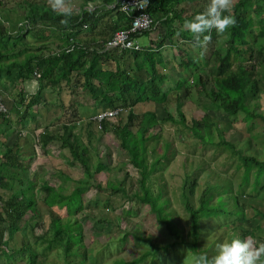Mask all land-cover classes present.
<instances>
[{"label": "trees", "instance_id": "16d2710c", "mask_svg": "<svg viewBox=\"0 0 264 264\" xmlns=\"http://www.w3.org/2000/svg\"><path fill=\"white\" fill-rule=\"evenodd\" d=\"M81 1L80 9L68 18L67 23H63L64 17L51 8L50 1L23 0L20 6L26 9L24 15L29 24L18 26L15 32L5 24L8 11L0 9V98L12 97L15 105L10 111L18 118L13 120L0 113V264H48L47 252L53 246L60 249L58 256L62 258L61 264H95L99 258L91 256V249L85 244L83 222L74 217L77 211L86 208L84 193L91 188L98 192L108 191L111 195L121 192L130 201V207L124 209L122 215L128 221L137 216L138 208L148 205L160 228H163V236L166 233L173 238L163 244L156 243L152 235L142 230V222H137L136 229L126 230L117 218L111 220L116 229L123 230L118 250L128 242L143 249L139 255L135 251L119 255L110 264H170L168 261L171 259L164 263L160 260L161 252L170 256L181 245H186L180 251L182 261L189 257L194 262L200 252L211 256L210 249L214 255L216 245L224 240L226 231L218 236L217 226L212 220L218 222V228L235 219L244 220L245 206L241 195L245 193V186L253 174V190H256L264 176V159L260 157V152L252 150L258 143L264 146V108L259 102L264 91V0H234L231 14L236 23L223 34L212 30L208 42H217L221 36L225 39L224 45L217 44L208 58H204L201 46L195 44L193 34L184 27V21L203 11L208 0H149L145 12L152 16L153 24L145 31L133 32L140 49H104V43L119 29L130 27L138 14L124 9L127 0ZM188 6H192V12ZM43 24L47 27L44 28ZM144 34H150L149 44L143 45L139 41ZM53 37H56L55 41ZM35 39L40 40L39 44L33 41ZM187 42L198 48L201 60ZM173 48H177L183 56L179 61L183 70L174 73L172 85L166 88L169 73L163 70L170 64L166 52ZM194 55L197 59L192 58ZM235 62L236 68H233ZM36 72L41 76H37ZM178 73L181 75L177 76ZM34 80H38L36 91L25 93L24 85ZM72 85V96L80 90L94 99L90 109L94 112L85 127L94 125L97 130L103 131L100 136L113 134L120 149L126 150L128 161L140 175L135 192L130 193L126 189L125 181L111 177L116 168H110L111 153H107L104 160L102 151L92 142L97 130H88L90 143L85 145L80 133L75 131L80 119L63 121L58 130L49 131V127L61 121L67 112L72 117L80 116L79 105L71 102L69 107L72 109L68 111L64 101L63 90ZM186 98L202 109L201 119L188 118L184 109ZM171 99L175 100L177 116L167 112L160 117L156 110L147 107L138 111L141 104H167ZM22 106H25L23 111ZM41 106L47 111L46 122L37 132L41 152L49 154L48 145L60 139L62 147L71 151L74 159L71 163L79 161L86 175V178L74 182L70 192H67V182L71 176L63 170L59 174L65 184L60 185L58 190L46 176L35 175L37 169L33 161L36 153L29 159L23 157L21 133L9 142L10 135L14 134H11L14 124L25 128L32 121H38L40 125L38 107ZM120 107L125 111L114 118L105 117L100 123L93 119L98 113ZM212 111L224 112L229 119L223 126L217 127ZM240 113L251 133L245 138L243 146L238 148L227 138L226 132ZM257 118L262 120L263 133H252L251 122ZM166 121L178 125L180 141L185 140L187 130L202 144L230 149L229 155L240 161L237 167L243 168L238 184L243 191L234 192L231 179H218L214 183L209 179L198 195L197 204L194 199L200 183L199 172L205 167L200 163L194 169L186 170L180 197L190 220L187 233L179 228V219L170 207L162 175H155L171 160L172 141L163 142L162 152L157 151L156 145L149 147V142L158 141L161 137L159 131L152 134L151 129ZM81 145H84L82 149ZM126 163L122 161L118 168L123 169ZM104 171H110L105 185L96 177ZM107 199L105 205L111 206L110 196ZM230 200H233L232 205ZM40 202L49 209H64L63 206H66L67 216L49 210L52 214L50 220L47 224L42 223L39 221L42 217ZM133 202L139 204L138 207H132ZM93 203L98 204V200ZM239 228V235L235 231L237 228H230L227 234L232 233L231 238L254 235L255 227ZM203 243L205 247H201ZM108 247L110 244L106 245Z\"/></svg>", "mask_w": 264, "mask_h": 264}, {"label": "rangeland", "instance_id": "374dc122", "mask_svg": "<svg viewBox=\"0 0 264 264\" xmlns=\"http://www.w3.org/2000/svg\"><path fill=\"white\" fill-rule=\"evenodd\" d=\"M31 1L43 2L50 0ZM67 2L70 4V6H72L74 12L79 10L82 5L81 0H69ZM21 3H23V0H0V9L5 8V10H7L9 14L7 21H5V24L9 25V29L13 32L16 31L18 26L21 27L29 24L27 22V16L24 15L26 9L23 6H20ZM188 8L187 9L191 12L193 11L192 6H188ZM40 25L41 24H37V26ZM43 27L45 28L47 26L43 24ZM150 37V34H144L139 37V41L143 45L149 44ZM28 38L31 40L33 39L30 36H28ZM224 39L225 37L221 36L217 39V42L210 41L207 42L203 47H201V51L203 53L202 55L204 56V58H208L207 56L211 54L217 44H219V46L224 45ZM53 40L55 41L56 37H53ZM33 41L37 44H39L40 42V40L37 41L36 39ZM188 45L192 47L193 53L197 55V57L200 56L201 60L202 55L198 51V48L195 45ZM52 46H56L55 42L52 43ZM195 55L194 57H191L197 59ZM166 57L168 61H170L168 67L163 70L165 73H169V79L166 80L167 88V85H172L175 75L174 73L179 72L177 70H183V67L179 64V61L181 59L180 57L183 56L180 55V52L177 48H173L172 50L166 52ZM236 64L237 62L233 64V68H236ZM173 66L176 67L174 68V70H172ZM179 75H181V73L177 74V76ZM37 87L38 80H34L33 82L26 83L24 85V91L25 93H32L36 91ZM72 87L73 85L69 88H64V101L67 105L66 108L68 111H71L72 109L71 107H69L71 102H75L77 105H79L81 108L80 116L72 117L71 114L67 112V114L62 117L61 121H57L54 125L49 127V131L55 132V130L63 121L80 119V123L77 122L78 124L75 131L80 133V136L82 137V143L85 145L86 142L90 143L88 130H91L93 128L97 130L94 125L85 127L87 123L86 121H88L87 119L90 118L91 114H93L94 112V110H90L93 107L94 99L80 92V90H78L77 95L72 96L70 92V88ZM47 91L49 92L50 90L48 89ZM262 95L263 99H259V102L264 108V91L262 92ZM4 99L9 110L12 109V106L15 105L12 97L8 95L5 96ZM172 99L168 101L167 104L161 102L156 104L150 102L147 105L141 104V106L138 107V111H142L145 107H147V109L156 110L160 117L167 115V112H171L173 115L177 116L176 103L175 100ZM185 100L186 103L184 109L187 113L188 118H196L197 120L201 119L203 111L197 105V103L193 102L190 98H186ZM21 108L23 111L25 109V106H22ZM38 108V111L40 112V115H38L40 125L38 126V121H32V123H30L25 128H23L21 125H18V123H16V125L14 124L13 127L15 129H13V131L9 130L11 131V134L14 133L13 135H10L11 140H9V142H13L14 139L17 138L18 133H21L20 148L23 157H27L29 159L30 156H33V154L36 153L35 160L33 161V165H35V168L37 169L35 175L46 176V178L50 181V184L53 187L57 188L56 190H58L60 188V185L65 184V182L63 181V177L59 174V171L63 170V172L68 173L71 176L70 181L67 182V192H70V190H72L74 187V182L80 178H86V175L79 161H75V164L71 163V161L74 160L71 151L68 147H62V142L60 139H57L56 141H53L48 145V148H50L49 154H43L41 152V147L37 140V132L42 129L44 123L46 122L47 111L42 106ZM211 116L212 119L216 121L217 127L223 126V123H225L229 119V117H227V115L221 111L217 113L212 111ZM242 116L243 114L241 113L237 114L236 120L232 122L230 128L226 132L227 138L235 142L238 148H241L243 146L245 138L248 137L251 133V131L247 129L248 125L243 120ZM10 117H12L13 120L18 119L17 115L13 114L12 112ZM251 125L253 126L252 133H263L261 118L253 120L251 122ZM177 129L178 125L170 121L163 122L162 125H158V127L151 129L152 134L159 131L161 133V137L158 141L152 140L151 142H149V147L156 145L157 151L162 152L163 142L165 140L172 141L173 154H171V160L168 161V164H165L163 169H159L155 173V175L160 177L162 175L163 183L166 187V195L170 199V207L176 211V219H179V228H183L184 233H187L190 228V220L187 212L184 209L183 202L181 201L180 197L186 170H192L196 165L200 163H203L205 167V169L199 172L200 183L196 189V196L194 199V203L197 204L198 195L206 186V181L209 179L213 183L218 179H231L234 185L233 191H236L238 193L240 191H243L238 185L243 175V168L237 167V164L240 161L235 157L233 159V157L229 155L230 149L223 146L217 147V145L212 144H202L198 139L193 137L191 132H188L187 130H185V132L187 133L185 140L180 141L177 136ZM102 133L103 131L97 130V134L93 136L92 142L98 145L99 151H102L101 157L104 158V160H106L105 156L107 155V153H111L112 161L110 164V168L116 167L112 171L113 174H111V177L119 181H125L126 189L130 193L135 192L139 186L138 180L140 179V175L137 173L133 165L128 161L126 150H121L120 146H118L117 140L114 138L113 134H104L103 136H100L99 134ZM214 134L215 140H217V132L215 131ZM84 145H81V149ZM254 147H252L253 152H260V157L264 159V146L258 143ZM122 161L127 162L125 165H123V169L121 167L118 168V166L122 165ZM109 172L110 171H104L97 174V180L101 181L103 185H105L106 179L109 176ZM254 178V175L251 174L250 182L245 186V193L241 195V202L244 203L241 204L245 206L246 218L242 221L235 219L234 221L226 223L219 228L218 222L216 220H212V223L216 224L217 226L218 236H222L224 230L226 231L224 240L230 239L232 237V233L227 234L230 228H237V230L235 231L239 235L241 229L239 227H244L246 229L255 227L254 235L251 236L248 234L245 238H252L257 244L264 243V176L261 179V183L257 185L256 190H253ZM41 181L42 180L38 182V187L40 186ZM109 196L111 206L105 205V201H108L107 198ZM97 200L98 204L93 203V201ZM127 201L129 200L124 197L121 192L111 195L108 191L98 192L97 189L91 188L84 193V203L86 205V208L77 211L74 217H77L80 221L83 222L85 244L88 248L91 249L90 255H95L99 258V260L95 264H110V262H113V259H115L119 255H123L124 253L128 254L135 251V253L139 255L141 253V250L143 249V247L139 248L138 246L136 247L133 243L128 242L118 250L120 244L119 239L123 230L119 231V229L115 228L113 222H110L111 220H116V218L117 220H119V223H121V227L126 230L136 229L138 225L137 222H142V230L147 234L152 235V239L156 243L163 244L168 241L167 239L173 240V238L169 234L167 236L165 233L163 236V228H160V224H158V222L156 221L155 215L150 211V207L148 205L138 208L139 211L137 216H132L131 221H128L125 216L123 217V210L128 209L127 207H130V201L129 203H127ZM232 204L233 200H230V205ZM138 205L139 204H137L136 202L132 203V207H138ZM39 207L41 208L40 210L42 214V217L39 221H42V223L45 224H47V222L50 220V215H52L50 214L51 211L62 216H67L65 208L66 206H63L64 209H61L59 207H53L52 209H49L46 204L40 202ZM49 210L51 211L49 212ZM41 229L42 228H40L38 231L40 232ZM107 244H110V247L106 248ZM185 246L181 245L176 247L178 249L172 252L170 256H165L162 251L160 260L164 263L165 260L171 259L170 261H168L170 262V264H193V260L189 259V257L185 261L180 260V251L185 249ZM201 247H205V244L203 243ZM59 251V247L53 246L47 252L48 264L62 263V258L58 256ZM210 254H213V251L211 249Z\"/></svg>", "mask_w": 264, "mask_h": 264}, {"label": "clouds", "instance_id": "9594fccd", "mask_svg": "<svg viewBox=\"0 0 264 264\" xmlns=\"http://www.w3.org/2000/svg\"><path fill=\"white\" fill-rule=\"evenodd\" d=\"M50 6L64 17L63 23L74 14L67 0H50ZM233 6V0H208L203 11L184 21L196 45L203 47L211 39L213 29L223 34L235 25V17L231 14ZM216 249L211 256L207 252L198 253L193 264H264V243L257 244L252 238L226 239L219 242Z\"/></svg>", "mask_w": 264, "mask_h": 264}, {"label": "built area", "instance_id": "2783aa9c", "mask_svg": "<svg viewBox=\"0 0 264 264\" xmlns=\"http://www.w3.org/2000/svg\"><path fill=\"white\" fill-rule=\"evenodd\" d=\"M149 4V0H127L125 2L124 9L136 11L138 14L134 17L130 27L118 30L114 36L104 43V49H140L138 40L133 36V32L145 31L153 24L152 16L145 12L146 7ZM37 76H41L39 72L35 73ZM125 111L123 108H117L98 113L93 116V119L99 123L105 118H114L120 113ZM0 113H5L7 116H11V112L7 107L3 97L0 98Z\"/></svg>", "mask_w": 264, "mask_h": 264}]
</instances>
